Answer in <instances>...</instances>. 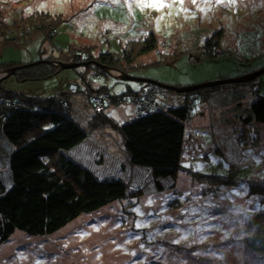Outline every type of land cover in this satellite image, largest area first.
<instances>
[{"label":"rangeland","instance_id":"rangeland-1","mask_svg":"<svg viewBox=\"0 0 264 264\" xmlns=\"http://www.w3.org/2000/svg\"><path fill=\"white\" fill-rule=\"evenodd\" d=\"M51 23L58 24L57 35L44 43L43 34L53 27ZM24 26L30 30L20 37L16 48L13 42L18 40L14 37L18 31L27 32ZM150 31L158 38L162 50L158 57L156 52L144 55L142 62L152 61L134 69L136 73L144 71L146 77L164 85H195L232 78H224L232 74L240 76L264 67V0H0V59H18L25 63L32 60L39 64L24 66L28 68L22 74L15 72L10 76L11 71L4 70L0 73V106L10 103L14 96L21 97L10 106L12 112H16L13 118H17V128L13 127L21 133L19 140L30 137L29 131L21 128V117L37 114L25 104V97L51 98L70 81L65 92L73 98L77 110L71 117L89 132L79 141L74 136V129L66 126L58 140L60 146L94 170L96 176L122 178L129 185L126 199L109 203L93 215H81L53 234L34 236L16 230L0 244V264H147L141 262L142 258L133 256L134 253L130 255V248H133L130 245L136 243L129 237L127 229L133 224L140 228L153 226L158 229L157 234L164 232L159 230L163 219L169 217L167 220L175 223L174 217L178 215L181 225L177 226V233L171 224L163 238L168 241L175 238L176 245L171 248L166 243H159V261H163L160 264H264V255L248 253L236 240L263 212L260 185L264 183V141L258 145V136L262 132L264 138V125L245 126L231 115L230 106L219 102L220 91L228 86H218L215 89L218 94L210 92L205 99L199 100L193 95V101H198L192 106L191 117L185 121L186 133H181L180 127H174L166 135V131L159 128L158 120L145 121L144 126L140 117L147 116V111L142 110L146 104L138 106L136 100L117 101L106 108L104 114L99 111L100 114L95 115L108 117L118 126H107L101 118L97 121L99 128L91 126L87 117L93 111L86 107L89 111L83 112L82 106L88 101L86 93H95L83 85L80 68L62 67L73 63L70 58L53 62L59 69L48 78H21L41 71V64L50 63L42 58L37 61L40 54L43 57L53 54L64 59V53L71 45L85 51L95 50L97 46L100 51L115 53L122 50L127 39L144 38ZM196 34H199L198 40ZM200 37H209L210 44L206 48L217 47L219 50L215 49L214 55L207 52L200 47L203 39ZM220 40L226 48L229 45L230 51L215 56L222 46V43L216 46ZM79 43L81 45L77 46ZM158 61L161 62L156 63ZM108 71L115 77L122 75L117 69ZM115 77L109 79L114 95L125 93L129 87L133 90L141 88V82H123ZM94 81L100 82L97 78ZM243 88L248 96L264 97V74ZM9 93L13 95L11 98ZM140 94L144 96L143 91ZM133 97H137V93ZM170 99L182 103L185 98L184 94L172 93ZM238 103L234 106L238 107ZM22 107L25 113L18 111ZM166 111L162 109V112ZM42 117L50 119L48 115ZM147 124L153 127L152 131L147 129ZM126 130L128 137L138 139L139 144L147 147L151 152L148 156L146 152H139L131 157L123 133ZM259 130L262 131L258 133ZM182 135L189 138L191 145L183 147L181 168L174 163L165 167L167 164L153 154L155 141L165 138L176 145ZM13 148L14 145L0 132V177L4 179L10 178L7 177L10 173L7 157L21 155ZM22 153L27 156L30 151ZM218 177L230 187L220 184ZM173 185L180 191L175 199L170 195L174 190H169ZM200 186L203 187L198 192ZM207 186H217L219 190L207 188L209 191L203 192ZM213 194H216L215 204L206 197ZM219 198L223 199L221 204H218ZM166 200L175 209L179 207L180 212L166 213L169 207ZM192 213L206 217L193 224L188 219ZM137 233L140 239H150L152 234L143 230H137ZM158 253L155 254L157 257ZM187 255L191 257L190 262ZM151 264L159 263L152 261Z\"/></svg>","mask_w":264,"mask_h":264},{"label":"trees","instance_id":"trees-1","mask_svg":"<svg viewBox=\"0 0 264 264\" xmlns=\"http://www.w3.org/2000/svg\"><path fill=\"white\" fill-rule=\"evenodd\" d=\"M52 24L53 23H51L50 26L53 27H50L48 32L43 34L45 37V40L43 41L44 43L49 41L48 39H54V36L57 35L58 24ZM24 28L26 31L29 29L27 26H24ZM12 32L13 31L9 33ZM27 33L28 31L25 33L18 31V35L14 37L18 41L13 42L16 44V48H18V44L21 41L20 37L22 35H26ZM195 37L198 40L199 34H196ZM221 40L220 42L217 41L218 44L216 46L221 45ZM228 40H232V38H228ZM158 42V38L154 32L150 31L149 34L144 38L139 37L127 39L122 44V50H116L115 53L111 50L100 51L97 46H95V50L89 49V51H85L71 45V47L64 53V59L59 56H53V54H50L49 57H43V54H40L39 58H37V61H42V58L46 61H49L50 63L46 62L41 64V71H35V73L32 74H25L21 76V78L23 80H27V78H48L49 76L55 74L59 69L56 64H53V62H58L60 60L66 61L68 58H70L71 60H74L73 63H79L78 66L73 68H80L79 74L82 76V81L84 82L83 85L85 84L87 90L89 88L93 93H95H86L88 101L82 106L84 108L82 109L83 112L89 111L87 108L92 109L93 113L90 111V114L87 117L89 119L87 120H91L90 125L94 127H96L94 123L97 124V121L105 119L103 117H100V119L95 116L100 114L99 111H101V114H104V110L109 108L111 104H114L117 101L122 102L125 99V101L136 100L138 106L140 104L147 105L146 110H149L150 112L148 111L149 113L147 116L140 117L143 119L142 122L144 123V126L145 121L155 122V120H158L157 124L159 128L165 130L166 135L170 133L171 129L174 130V127H180L181 133H186L185 121L187 118L191 117L193 112L192 106L198 101H193L192 96L195 95L200 100L207 98L210 92H212V94L216 93L217 95L218 92H216L215 89L221 85H226L228 88L220 91L221 100L219 102L232 108V116H235L236 119H239L245 126H250L252 124L264 125V97L260 95L257 97L254 95L248 96L246 90L243 88L246 84L254 83L257 77L240 82H225L217 86H205L198 90H194L193 93H181L184 94L185 98L182 100V103L170 99L172 93L180 92H176L171 89L166 90L162 86L149 83L146 80L141 81L124 79L126 76L148 78L143 74L144 71L142 72V70H140L136 73L135 69L149 65V62L152 61L149 60L147 62H142L144 55L156 52V56L158 57L159 51L162 50L159 48ZM209 44V37L206 39L203 38L200 47H203L207 52H211L213 53L212 55H214L213 51H215V49L219 50V48H208ZM79 45H81V43H79L77 46ZM55 46L57 45L55 44ZM206 46H208V49ZM57 49L62 52L60 47H57ZM68 51L69 53H67ZM229 51V45L226 48L222 43V46H220V53L216 51L215 56L225 52L229 53ZM160 62L161 61H158L156 63ZM35 63L37 62H33L32 60L31 62L25 63L23 60L18 59L15 61H5L0 59V73L3 70L10 72L16 66H23L22 68L12 71L10 76L15 72L22 74L26 68L39 65ZM139 64H143V66H140ZM26 65L28 67H24ZM86 68H89L88 71L85 70ZM109 69H117L122 75L115 77L108 71ZM248 71H251V69ZM82 72H87V74H81ZM140 72L142 73L140 74ZM251 72H247L243 75L249 74ZM111 77L118 78L117 80L123 82L130 81L132 83L134 81H138L141 82L142 85L140 90H133L131 87H129V85V89L125 93L114 95L110 91L109 86V79ZM225 77L234 78L239 77V75L232 74V76H224V78ZM95 78L100 80V82H95ZM69 83L70 81L67 82V85L64 86L62 90H57L54 96L51 98L37 100L34 98L32 99L25 97L26 100L24 102H27L25 104L29 106L31 111L37 113L35 114L37 116L33 114L21 117L22 122L20 123L23 125L21 128L22 130L29 131L30 137L28 138L19 140L21 133L18 130L16 131L17 124L15 122L17 121V118L16 120L13 118V115L16 112H12L10 109V106L14 104L15 101H20L21 97L14 96L13 99H10V103L4 104L5 106H0V132H2L5 137H7V140L11 142V145H14L13 150H16V152H21L20 156L16 155L15 157H12L10 155V158L9 156L7 157L10 168V173L7 177L10 178L4 179L0 177V244L8 240L16 230H22L27 234L34 236L53 234L81 215H93L109 203L117 202L118 200L126 199L128 197L129 185L122 178H110L104 177V175H100L99 177L96 176L94 170H92L89 166H85V163L74 159L71 155L67 154L68 151L64 150L63 146H60L58 140L60 139L62 133L61 130H63L66 126L74 129V136L77 139L79 138V141L82 138H85L89 132V130L85 129L86 127H82L79 122L73 120L71 117V113L77 110L74 106L76 103L73 101V98L65 92ZM175 85L179 87L186 86L178 84ZM141 91H143V97H141ZM134 93H137V97L135 98L133 97ZM9 94L11 98L13 95H11V93ZM237 101H239L238 107L234 106L235 102ZM163 108H165L167 111L162 112ZM18 111L25 113L22 109H18ZM42 115H48L50 119L48 118L46 120L42 117ZM29 124L31 125L29 126ZM105 124L107 126L117 125V123L109 120L108 117L105 119ZM13 126H16V128ZM152 128L153 127L149 125L147 126L149 131H152ZM117 129L119 130V127ZM261 131L259 130L257 132L260 133ZM126 132L127 130L123 133L125 138L128 140L126 142L128 149L127 152L130 153L131 157L135 156V153L139 152H146V156H148V153H151L147 147L143 145V143H138V139L128 137ZM258 138L259 145L264 141L262 132ZM68 140L71 139L68 138ZM186 144L191 145V142L189 141L188 137L185 138L183 135L179 138L176 145H173L168 139L165 138L157 139L154 143L155 151L153 154L155 155L156 159H161L165 164H167L165 167H169V165L172 163L180 166V159L184 155L183 147H186ZM29 151L30 153L27 156H24L22 153ZM218 179L221 180L220 184L225 185V187H230V185H226L228 182L223 181L221 177H218ZM202 187L203 186L197 188V191L200 192L201 190L199 189ZM260 187L262 191L261 197L264 202V183L262 186L260 185ZM207 188L212 191L219 190V187L217 186H207L203 192L209 191ZM169 190H174L173 192H170L172 199H175L180 195V191L176 185H173ZM206 197H210V199L214 201L212 204H215L216 194L211 196L206 195ZM221 202H223V199L219 198L218 204H221ZM167 204L169 207L166 213L179 211V207H176L175 209V207H173L169 202H167ZM219 208L222 207L219 206ZM261 209L263 212L258 214L257 220L251 223L250 228H247V230L244 229L242 234L240 233V235H238L239 237L236 239L248 253L250 252L256 256L264 255V207H261ZM186 215H184V219L187 218ZM178 216L174 217L175 223L168 221L167 219H170L169 217L163 219V221L159 223V230L164 232L160 231L157 234H155V231L158 229H153V226L140 228L141 226L133 224L134 226L132 228H128L127 231L129 237L133 240V243H136V245H130L133 247L130 248V255L134 253L133 256L142 258V263L151 264L152 261H156L159 264L162 263L163 261H159V243H166V245H170L171 248L172 246L176 245L175 238L171 241L163 238L167 232V227H170L171 224L175 226V232L177 233V226L180 227L181 225V223L178 222ZM190 217L191 218L188 219L193 221L194 224L199 223L202 218L206 217V215L192 213L190 214ZM189 225L191 226L192 224ZM190 226L186 228L188 229ZM137 230L151 232L152 234L149 236L150 239H140L141 236L139 233H137ZM183 246L184 245H179L178 247ZM156 253H158V257L155 255ZM187 259L189 262L191 261V257H189V255H187Z\"/></svg>","mask_w":264,"mask_h":264},{"label":"water","instance_id":"water-1","mask_svg":"<svg viewBox=\"0 0 264 264\" xmlns=\"http://www.w3.org/2000/svg\"><path fill=\"white\" fill-rule=\"evenodd\" d=\"M78 65H79V63H67V64H64L62 67L63 68H73V67H76ZM22 67L23 66H16V67H14L12 69V71H15L18 68H22ZM262 74H264V67L261 68V69H258L256 71H253V72H251L249 74H246V75H243V76H239V77L222 79V80H217V81H207V82H203V83H199V84H195V85H186V86H182V87H179V86H176V85H171V84L170 85H164V84H161V83H159V82H157V81H155L153 79H149V78H136V77L126 76L124 79H127V80H142V81L146 80L149 83H154V84L160 85L162 87H166V88H169L171 90H174L176 92L185 93V92L198 90V89H200L202 87H205V86H217V85H219L221 83H225V82H240V81L250 80V79H254V78H256V77H258V76H260Z\"/></svg>","mask_w":264,"mask_h":264},{"label":"built area","instance_id":"built-area-1","mask_svg":"<svg viewBox=\"0 0 264 264\" xmlns=\"http://www.w3.org/2000/svg\"><path fill=\"white\" fill-rule=\"evenodd\" d=\"M74 85V84H73ZM76 88H77V86L76 85H74ZM72 87V86H71ZM14 104H16V103H14ZM140 105H142V104H140ZM147 106V105H146ZM22 110H23V107L21 108ZM142 110H145V111H147V113H148V111L149 110H146V107H145V109H142Z\"/></svg>","mask_w":264,"mask_h":264},{"label":"bare ground","instance_id":"bare-ground-1","mask_svg":"<svg viewBox=\"0 0 264 264\" xmlns=\"http://www.w3.org/2000/svg\"><path fill=\"white\" fill-rule=\"evenodd\" d=\"M25 115H26V114H25ZM26 116H27V115H26ZM35 116H37V115H35ZM96 126H97V127H95V128H99V127H100V125H98V124H97Z\"/></svg>","mask_w":264,"mask_h":264},{"label":"clouds","instance_id":"clouds-1","mask_svg":"<svg viewBox=\"0 0 264 264\" xmlns=\"http://www.w3.org/2000/svg\"><path fill=\"white\" fill-rule=\"evenodd\" d=\"M192 92H193V91H190V93H192ZM185 93H186V92H185ZM149 112H150V111H149ZM149 112H148V113H149ZM148 113H147V114H148Z\"/></svg>","mask_w":264,"mask_h":264},{"label":"crops","instance_id":"crops-1","mask_svg":"<svg viewBox=\"0 0 264 264\" xmlns=\"http://www.w3.org/2000/svg\"><path fill=\"white\" fill-rule=\"evenodd\" d=\"M189 85V84H188ZM81 160V159H80Z\"/></svg>","mask_w":264,"mask_h":264}]
</instances>
